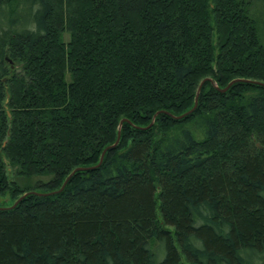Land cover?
<instances>
[{
    "label": "trees",
    "instance_id": "16d2710c",
    "mask_svg": "<svg viewBox=\"0 0 264 264\" xmlns=\"http://www.w3.org/2000/svg\"><path fill=\"white\" fill-rule=\"evenodd\" d=\"M258 2L0 0V264H264Z\"/></svg>",
    "mask_w": 264,
    "mask_h": 264
},
{
    "label": "water",
    "instance_id": "95a60500",
    "mask_svg": "<svg viewBox=\"0 0 264 264\" xmlns=\"http://www.w3.org/2000/svg\"><path fill=\"white\" fill-rule=\"evenodd\" d=\"M11 62H12V59H10V58H8ZM11 65L13 66V63H11ZM241 77H238V78H233V79H231L228 83H227V86H225V87H221V89L222 90H225L230 84H231V82H233V81H236V80H238V79H240ZM205 79H211L209 76H206V77H204V79H202L201 81H200V83H199V87H198V92H199V90H200V88H201V84L203 83V81L205 80ZM215 84V83H214ZM215 85H217V86H219L218 84H215ZM197 92V93H198ZM196 102H197V98H196V100H195V103H194V106H195V104H196ZM194 106L192 107V109H189V110H187V111H185V112H183L182 114H179V115H175L176 117H182L184 114H186V113H188V112H190V111H192L193 109H194ZM164 111V109H160L159 111H157L155 114H157L158 112H160V111ZM166 111V110H165ZM129 120L128 119V117H124V118H122V119H120V123H119V127H118V137H117V139L115 140V142H113V143H111V144H108V145H106V147L104 148V150L102 151V153H101V155H100V161L98 162V163H96V164H94V165H82V166H76V167H74L73 169H72V171H71V173L63 180V183H62V185L60 186V188H63L64 187V185L67 183L66 181L68 180V178L71 176V174L73 173V172H75L76 171V169H82V168H94V166H96V165H98L99 163H101L102 162V160H103V155H104V152H105V150L107 149V148H109V147H114V146H116L115 144H116V142L118 141V138H119V136H120V128H121V125H122V121L123 120ZM257 145L258 146H261V144H260V142H257ZM60 188L58 189V190H60ZM31 191H33V192H35V193H48V192H42V191H35V190H31ZM52 191V190H51ZM51 191H49V192H51ZM26 192H28V191H26ZM26 192H24L19 198H17L16 200H15V202L12 204V205H14L15 203H16V201L18 200V199H20L21 197H23L25 194H26Z\"/></svg>",
    "mask_w": 264,
    "mask_h": 264
},
{
    "label": "rangeland",
    "instance_id": "374dc122",
    "mask_svg": "<svg viewBox=\"0 0 264 264\" xmlns=\"http://www.w3.org/2000/svg\"><path fill=\"white\" fill-rule=\"evenodd\" d=\"M254 12H256V14L257 15H259L258 16V21H259V19L261 20V19H263V17H264V9H263V6H262V4L260 3V2H258V3H256L255 4V10H254ZM262 15V16H261ZM259 25H260V27L261 26H263L262 25V23H261V21L259 22ZM16 178V180H18L21 184H24L23 182H25L26 181V178L27 179H29V181H31V183H33V185H35V182L37 181V179L38 178H42V180L44 179V180H46V179H48V176H39V174H37V175H33V176H31V177H25V176H18V175H16V174H12L11 175V178ZM13 200V198H10V197H6V196H0V203L1 204H9V203H12L11 201ZM13 204V203H12ZM12 204H10V205H12Z\"/></svg>",
    "mask_w": 264,
    "mask_h": 264
}]
</instances>
